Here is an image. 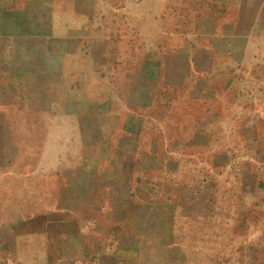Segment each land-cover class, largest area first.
<instances>
[{"label": "rangeland", "instance_id": "1", "mask_svg": "<svg viewBox=\"0 0 264 264\" xmlns=\"http://www.w3.org/2000/svg\"><path fill=\"white\" fill-rule=\"evenodd\" d=\"M0 264H264V0H0Z\"/></svg>", "mask_w": 264, "mask_h": 264}, {"label": "crops", "instance_id": "2", "mask_svg": "<svg viewBox=\"0 0 264 264\" xmlns=\"http://www.w3.org/2000/svg\"><path fill=\"white\" fill-rule=\"evenodd\" d=\"M155 197L156 196L154 195L149 197L148 194H142L136 202L138 213L140 214V218L142 220L140 224V233L142 232L144 235H150V233L160 235L159 233L162 231V229H154L153 227H160L161 225L163 226L167 223L162 219L168 217L166 220H170L177 215L176 207L172 201L159 195L157 198ZM149 226H151V228H148Z\"/></svg>", "mask_w": 264, "mask_h": 264}]
</instances>
